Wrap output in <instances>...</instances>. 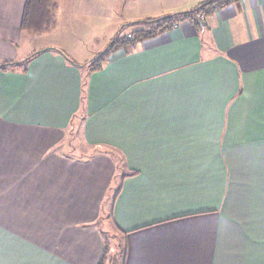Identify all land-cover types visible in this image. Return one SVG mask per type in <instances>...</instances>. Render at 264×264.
I'll list each match as a JSON object with an SVG mask.
<instances>
[{
  "label": "crops",
  "instance_id": "obj_1",
  "mask_svg": "<svg viewBox=\"0 0 264 264\" xmlns=\"http://www.w3.org/2000/svg\"><path fill=\"white\" fill-rule=\"evenodd\" d=\"M26 1L0 0V62L34 55L0 69V264H99L107 223L121 264H264V0L98 70L54 49L88 64L107 31L212 0H57L42 39Z\"/></svg>",
  "mask_w": 264,
  "mask_h": 264
},
{
  "label": "trees",
  "instance_id": "obj_2",
  "mask_svg": "<svg viewBox=\"0 0 264 264\" xmlns=\"http://www.w3.org/2000/svg\"><path fill=\"white\" fill-rule=\"evenodd\" d=\"M231 0H212L206 3H202L197 6L195 9L187 12L177 13L174 15H169L156 19H144L138 23H145L147 26L144 29H140L138 31L133 32V34L129 38L121 37L120 33L122 29L117 33L113 41L109 44L107 49L99 54L91 63L79 64L67 56L62 50H57L63 53L68 61L75 66H90L93 70H98L105 62L108 56V52L115 53L120 50H128L131 47L140 44L141 42H145L150 40L159 34L173 29L177 23L187 18H191L196 22H201L198 18V15L201 13L207 14V9L212 7L216 3H220L222 5H226ZM58 10L57 0H27L24 8V15L21 24V29L25 32L44 35L51 33L56 27V13ZM42 52V51H41ZM38 54V53H37ZM34 56V55H33ZM29 57L25 61L17 62H0V69L7 70L8 68L19 66L21 64L28 63L31 58ZM108 201V200H107ZM121 250V248H120ZM109 257L112 258L111 255V245H105V251L103 253V257L101 258L99 264H107L109 261Z\"/></svg>",
  "mask_w": 264,
  "mask_h": 264
},
{
  "label": "rangeland",
  "instance_id": "obj_3",
  "mask_svg": "<svg viewBox=\"0 0 264 264\" xmlns=\"http://www.w3.org/2000/svg\"><path fill=\"white\" fill-rule=\"evenodd\" d=\"M121 27H118V29H115V28H113V30L111 29L110 31H107L108 33V36H110L109 37V39L106 41V40H101V38L98 36V38H97V44H96V47L95 48H97V46L99 45V44H101L102 42H107L106 44V46L108 47L109 45V43L110 42H112L111 40L114 38V36H115V34L117 33V31L120 29ZM135 29V26H128V27H125V29H123V31H121V33H120V36H123V35H128L132 30H134ZM36 37H41V35L39 36V35H37ZM41 39H42V37H41ZM51 39H53V37H45V38H43V40H36V41H38V42H51L52 40ZM56 40V39H55ZM89 40V42H91V40L90 39H88ZM87 41V40H86ZM102 48H104V47H102ZM92 49V48H91ZM71 138H72V142L73 143H75V145H78L79 144V141H78V139L76 138V136L74 135V136H71ZM88 149V148H87ZM87 149H85V150H81L79 153H86V152H88V150ZM117 188H118V185H116V189H112L111 190V195H110V198L108 199V204L113 200V197L115 196V193H116V190H117ZM108 208H109V205L107 206ZM105 229H107L106 231H105V235H106V239H105V245H106V243L107 244H109V245H111L112 246V248H113V253H115L116 252V248H117V242L116 241H114L115 240V238H114V236L112 235V232L114 231L113 230V228L112 227H110V225H109V223H107L106 225H105ZM117 253V252H116ZM116 256V255H115ZM115 256H114V258H111V257H109V261H108V263L107 264H121V262H122V259H121V256H118L117 258H115Z\"/></svg>",
  "mask_w": 264,
  "mask_h": 264
},
{
  "label": "built area",
  "instance_id": "obj_4",
  "mask_svg": "<svg viewBox=\"0 0 264 264\" xmlns=\"http://www.w3.org/2000/svg\"><path fill=\"white\" fill-rule=\"evenodd\" d=\"M199 18H200L201 21L204 20V15H203V14L200 15ZM176 26H177V25H175L174 28H175Z\"/></svg>",
  "mask_w": 264,
  "mask_h": 264
}]
</instances>
